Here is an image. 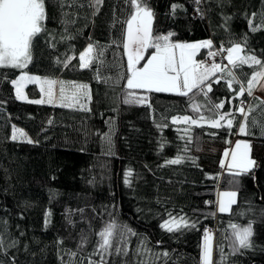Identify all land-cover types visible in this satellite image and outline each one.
Returning <instances> with one entry per match:
<instances>
[{"label":"trees","instance_id":"1","mask_svg":"<svg viewBox=\"0 0 264 264\" xmlns=\"http://www.w3.org/2000/svg\"><path fill=\"white\" fill-rule=\"evenodd\" d=\"M138 3L153 14V37L210 40L197 53L200 63L239 44L261 64L233 67L224 59L223 71L187 95L129 89L123 45L131 0H46L44 28L24 70L84 82L90 98L85 108L21 101L12 84L21 69L0 67V264H203L209 229L213 264H264V76L261 96L247 91L264 71V0ZM89 45L91 61L81 67ZM153 52L143 50L135 67ZM221 115L219 128L192 123ZM182 116L188 119L173 121ZM16 129L22 138H12ZM238 135L249 141L253 164L226 171L220 155ZM228 190L236 201L218 212V191ZM173 217L189 226L161 227ZM109 224L112 246L103 251L99 233ZM232 225L251 227L249 247H240Z\"/></svg>","mask_w":264,"mask_h":264},{"label":"snow or ice","instance_id":"2","mask_svg":"<svg viewBox=\"0 0 264 264\" xmlns=\"http://www.w3.org/2000/svg\"><path fill=\"white\" fill-rule=\"evenodd\" d=\"M99 3V0H97ZM131 3L135 7V14L127 21V37L123 47L128 55V71L130 73L127 79V87L129 89H147L149 91L156 92H177L181 95H187L193 89L199 88L205 81L209 79L215 72L223 71V67L220 64H212L211 67L193 60L196 52L201 48H210L212 42L206 40L198 43H171L169 33L165 36H152V12L147 7H142L138 0H131ZM46 19V0H0V67H14L24 68L32 59L31 57V44L33 38L39 34L43 28V21ZM256 29L253 28V31ZM135 46V47H133ZM147 48H154L155 52L147 60V63L141 68L135 66L144 59L143 50ZM179 50V58L177 59V52ZM93 47L89 45L84 53L80 55L81 67H88L91 61L90 53H92ZM221 51H224L222 48ZM227 60L233 67H239L241 64L260 65L261 61L257 60L254 56L241 55L243 49L239 44L228 48ZM210 56H215L216 53L210 52ZM264 67V65H262ZM228 75H232L231 72ZM264 76V71L256 72L253 77L248 81V94L251 95L252 89L256 86L257 77ZM25 79H38L35 77L20 78L21 81ZM235 77L233 76V80ZM16 85L17 98H21L20 84L18 81L12 82ZM44 84L48 85L49 102H51L52 88L57 83H60V92L63 97L64 85L63 82H57L54 80H45ZM231 86V84L229 85ZM73 88L80 90H86V85H72ZM41 91H44L42 88ZM208 91H211L209 86ZM244 89H241V94ZM86 91H81L80 95H86ZM74 96L76 93L73 94ZM133 96L132 93L129 94ZM33 103H43L44 101H32ZM126 102H133L132 100ZM217 108H223L224 104L216 105ZM241 113H244V109H239ZM187 120L188 118H184ZM223 115L219 120H213L211 122L212 127H221L220 121L224 120ZM175 122V120H174ZM195 124L196 121L192 120ZM232 126V121H228V127ZM240 132L245 133L246 127L242 123L240 125ZM16 131V130H14ZM13 139H16L14 134ZM31 143V141H28ZM248 149V144L241 145L237 143L236 148ZM227 155V153H226ZM232 159L235 162L237 160V153H232ZM246 163L240 166L247 170V167L253 163L251 160L244 157ZM169 163H180L179 159L171 160ZM229 167H232L230 164ZM131 175V173H127ZM128 183V180H125ZM229 197L228 204L234 203L235 193H226ZM227 210V206L223 201L220 202L219 211L224 212ZM187 221L184 217L179 219L171 218L165 221L161 227L169 232H172L179 227H188ZM195 227V225H191ZM114 225H107L104 230L99 233L102 243L100 249L107 251L111 246V238L113 236ZM235 229L234 235L238 241L240 247L250 246V236L252 235L251 227L239 229L236 225H232ZM131 232V230H128ZM135 235V233H131ZM211 237L205 231L204 244L202 249V262L203 264H210ZM123 251L124 255H127V251L121 248H116V252L119 254ZM167 255V253H164Z\"/></svg>","mask_w":264,"mask_h":264},{"label":"rangeland","instance_id":"3","mask_svg":"<svg viewBox=\"0 0 264 264\" xmlns=\"http://www.w3.org/2000/svg\"><path fill=\"white\" fill-rule=\"evenodd\" d=\"M203 41H206V40H199V41H196V42H189V43H198V42H203ZM233 46H231V47H233ZM87 48H88V46L85 47V50ZM201 49H199L196 52V55L193 57V60L196 61V62H199L198 59H197V55H198L197 53ZM85 50H83L79 54V60H80V55L82 53H84ZM176 52H177V59H178L179 58V50H176ZM153 53H151L148 56V59L151 57V55ZM91 54L92 53L89 54L90 57H91ZM241 55H242V53H241ZM147 60L144 62V64L147 63ZM225 63H226V65H231V64H229V61L227 60V58H226ZM80 64H81V60H80ZM143 65L138 67V68L143 67ZM19 69H21V71L19 72V75L13 80V81H18L19 84H20L21 98H18L19 100H21V101H31V102L32 101H40V100H42L44 102L41 103V104H50V105H53V106H57V105L64 106V107H77L78 106L80 108L87 107L88 100L90 98V91L88 89V85H86L84 82L77 81V80L76 81L64 80V79L59 78V77L51 78V77H48V76H41V75L36 74V73H34V74L28 73V72H26L24 70V68H19ZM22 76H24V77H35V78H38V79H35V80L25 79V80L21 81L20 78ZM45 80H54V81H57V82H63V85H64L63 97L61 96V92H60V83H57L52 88L51 102H49L48 85L43 83ZM261 80H262V77H257L256 86L253 88V93H255L256 95H259V96H261L260 95L261 94L260 93L261 92V88H262ZM72 85H86L87 89L86 90H80V89H77V88H73ZM28 86H35L36 90H37V94L34 91H29L27 89ZM13 87H14V93L17 96L16 85L13 84ZM42 88L44 89V91H41ZM81 91H86L87 94L86 95H80ZM167 92H169V91H167ZM74 93H76L75 96L73 95ZM184 118H186V117H184V116H182V117H174L173 121L174 120L175 121H183V120H185ZM217 120H219V119H217ZM196 123L197 124L207 123V124L211 125V122H206V121H204V122L196 121ZM14 134L16 135V137H18V138L21 137L22 138V136H21L22 132L19 131L18 129H16V131H14ZM237 143H240L241 145L246 143V144L249 145V147H248V149H244L243 147H241L240 149H237L236 148ZM233 152L237 153V160L235 162L232 159V153ZM226 153H227V155H226ZM245 155H246V159L247 160L253 161V158L251 156V146L249 144V141L247 139H244L241 135H238L232 141L231 145L226 147V149H224L221 152L220 164H221L222 168H224V170H226V171H232V172H245V171H248V169H250L252 167L253 163L247 167V170H244L240 166L241 164L246 163V160L244 159ZM230 164L232 165V167H229ZM226 193H235L236 194V192L231 191V190L218 191V194H217V197H216V199H217L216 209L218 210V212H219V206H220V202L221 201H223L225 203V205L227 206V210L224 211V212H229V210H230L229 208L233 204V203L228 204L229 197L227 195H224ZM232 199H234V201H236V195ZM240 229H242V228H240ZM232 230H233V232H235V229H232ZM207 233L211 237V239L209 241L210 248H211L210 264H213L212 260H213V254H214V252H213V248H214V233L211 232V231H209ZM204 237H205V235L202 237V240H201V242H202L201 252H202V249H203ZM201 262H202V253H201ZM100 264H102V263H100Z\"/></svg>","mask_w":264,"mask_h":264},{"label":"built area","instance_id":"4","mask_svg":"<svg viewBox=\"0 0 264 264\" xmlns=\"http://www.w3.org/2000/svg\"><path fill=\"white\" fill-rule=\"evenodd\" d=\"M214 52L216 53L215 56H210L209 53ZM207 53V55L203 58L202 63L206 64L208 66H211L212 64H220L222 65V61L226 59L227 57V52L224 51H219V50H213Z\"/></svg>","mask_w":264,"mask_h":264},{"label":"bare ground","instance_id":"5","mask_svg":"<svg viewBox=\"0 0 264 264\" xmlns=\"http://www.w3.org/2000/svg\"><path fill=\"white\" fill-rule=\"evenodd\" d=\"M209 231L213 232L211 229H209L208 232H209Z\"/></svg>","mask_w":264,"mask_h":264}]
</instances>
